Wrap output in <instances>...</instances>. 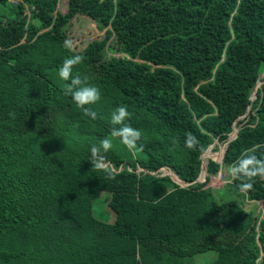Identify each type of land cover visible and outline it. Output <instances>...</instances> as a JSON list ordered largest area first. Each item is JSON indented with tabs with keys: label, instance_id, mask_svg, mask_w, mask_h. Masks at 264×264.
I'll return each instance as SVG.
<instances>
[{
	"label": "trees",
	"instance_id": "16d2710c",
	"mask_svg": "<svg viewBox=\"0 0 264 264\" xmlns=\"http://www.w3.org/2000/svg\"><path fill=\"white\" fill-rule=\"evenodd\" d=\"M61 1L0 0V264H190L210 251L211 264H264V180L245 191L226 172L264 144V0ZM79 17L103 36L69 51ZM75 54L73 75L101 89L96 120L57 76ZM121 105L142 132L135 155L111 136ZM105 137L121 143L104 154L112 176L90 161ZM227 143L196 182L202 155ZM219 172L240 202L216 199ZM102 191L113 224L94 215Z\"/></svg>",
	"mask_w": 264,
	"mask_h": 264
},
{
	"label": "clouds",
	"instance_id": "9594fccd",
	"mask_svg": "<svg viewBox=\"0 0 264 264\" xmlns=\"http://www.w3.org/2000/svg\"><path fill=\"white\" fill-rule=\"evenodd\" d=\"M63 47L69 51L74 49V43L71 39H65ZM84 57L75 54L64 59L62 65L56 70L60 81H63L62 91L65 95L71 96L75 104L84 110V115L96 120L98 113L91 107L102 99L101 89L90 84L87 78H82L79 74L73 75V69L82 64ZM132 117V113L128 107L121 105L116 107L111 113V124L113 129L112 137L118 138L125 147L135 155L136 151H143L142 146H138V142L142 140V132L131 124L126 123ZM199 140L191 133L185 138V147L188 149H196ZM113 147L111 139L105 137L94 143L91 148L90 160L93 169L96 171H104L110 176L114 175L116 170L110 168L104 154L108 153ZM264 148V144H255L251 148L241 153V156L232 164L229 169V175L235 180H240L242 190L253 189L254 182L257 179L264 180V158L258 157L255 153Z\"/></svg>",
	"mask_w": 264,
	"mask_h": 264
},
{
	"label": "rangeland",
	"instance_id": "374dc122",
	"mask_svg": "<svg viewBox=\"0 0 264 264\" xmlns=\"http://www.w3.org/2000/svg\"><path fill=\"white\" fill-rule=\"evenodd\" d=\"M13 2V0H11ZM60 11H65L66 9V1L62 0L60 3ZM7 7L2 6L0 4V13L5 12ZM69 38L73 41L74 46L77 45L80 49L85 47V44L92 41L95 38H101L103 36V32H100L93 21L86 17H79L74 20L69 28L68 32ZM113 142V148L118 150L119 141L114 138H110ZM225 145L220 146V149H224ZM214 146H211L209 149V153L204 156V161L207 163L209 159L219 160L222 158V153H214ZM138 150L136 154H138ZM206 157V159H205ZM219 158V159H218ZM226 171V170H225ZM228 172V169L227 171ZM166 174V172H164ZM208 175V174H207ZM221 173H218L216 176H212L211 182L208 187L213 188L216 199L221 201H241V196L231 189V187L226 186V180L221 176ZM224 176H228L227 174ZM203 178V177H202ZM226 186V187H225ZM111 200V193L107 191H102L95 200L94 203V215L97 219L104 221L106 223L113 224L116 220L115 212L109 207V202ZM217 257V253L214 251L207 252L205 254L198 255L197 257L191 259L189 261L190 264H211L215 258Z\"/></svg>",
	"mask_w": 264,
	"mask_h": 264
},
{
	"label": "water",
	"instance_id": "95a60500",
	"mask_svg": "<svg viewBox=\"0 0 264 264\" xmlns=\"http://www.w3.org/2000/svg\"><path fill=\"white\" fill-rule=\"evenodd\" d=\"M264 75V74H263ZM263 75H262V77H263ZM261 84V83H260ZM256 91H255V93L253 94V96H252V98H251V100L253 101V100H255L256 99ZM237 133H238V130H237V128H235L234 129V132L231 134V136H230V140L229 141H232V140H234L236 137H237ZM227 145H228V143L224 146L225 148L224 149H220V151L218 152V154H220V153H222V158L221 159H219V160H216V159H212V160H214V161H217V162H219V163H222L223 162V159H224V155H225V152H226V150H227ZM213 146H215V145H213ZM210 149V148H209ZM209 149L206 151V153H204L203 155H202V160H203V165H202V172H201V175H200V177L198 178V180L196 181V182H200V183H202V182H205L206 181V178H207V163L204 161V156L205 155H207L210 151H209ZM163 173L164 172H166V174H163L162 176H170L171 178H172V180L176 183V184H178L179 186H181V187H188V186H190V185H192V184H194V183H196V182H193V183H187V182H185V181H183V180H181L176 174H174L172 171H169V170H167L166 168H164V169H162L161 170ZM219 173H221V172H219ZM153 175H155L156 173H152ZM203 177V178H202Z\"/></svg>",
	"mask_w": 264,
	"mask_h": 264
},
{
	"label": "built area",
	"instance_id": "2783aa9c",
	"mask_svg": "<svg viewBox=\"0 0 264 264\" xmlns=\"http://www.w3.org/2000/svg\"><path fill=\"white\" fill-rule=\"evenodd\" d=\"M13 2L15 3V2H17V0H13ZM222 176V175H221ZM263 211H264V207H263Z\"/></svg>",
	"mask_w": 264,
	"mask_h": 264
}]
</instances>
